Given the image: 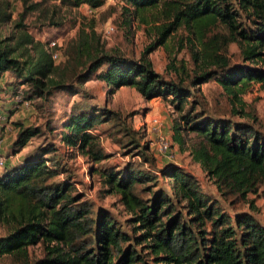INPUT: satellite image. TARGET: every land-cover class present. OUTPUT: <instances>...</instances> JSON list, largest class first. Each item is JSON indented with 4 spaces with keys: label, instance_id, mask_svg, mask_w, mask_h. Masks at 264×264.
<instances>
[{
    "label": "trees",
    "instance_id": "16d2710c",
    "mask_svg": "<svg viewBox=\"0 0 264 264\" xmlns=\"http://www.w3.org/2000/svg\"><path fill=\"white\" fill-rule=\"evenodd\" d=\"M57 1L67 8L94 9L105 0ZM120 1L125 25L132 19L146 23V15L156 23L153 41L139 57L127 60L116 52L92 50L81 31L67 46V62L59 66L61 55L53 60L51 52L60 54V46L48 49L47 42L35 41L23 22L26 10L37 3L25 6L26 0H21L23 10L3 35L11 10L8 0H0V75L11 76L0 93L23 86L22 99L30 104L45 100L52 91L79 93L72 81L81 83L94 75L109 92L125 86L145 99L167 98L176 113L171 118L172 141L182 150V131L193 133L191 160L222 199L246 204L248 210L230 215L200 189L190 172L170 161L163 163L159 176L141 160L127 161L122 168L99 165L110 156L95 131L104 119L84 103L74 105L63 119L59 141L88 163L98 164L88 167L89 176L96 175L102 190L118 197L129 216V233L106 212L92 215L87 203L75 202L71 184L54 180L63 169L55 160L53 143L40 141L0 168V227L5 231L0 235V257L20 264H264V224L254 217L256 209L248 199L264 183V132L241 99L252 83L264 87V0ZM178 29L188 31L184 43L181 37L178 43L187 47L191 68L181 60L169 64L173 75L166 79L152 69L146 55L174 38ZM231 43L237 47V61L228 55ZM208 80L221 87L230 114L244 120L202 119L195 113L190 88ZM8 108L7 103L1 113L10 116L13 110ZM15 127L9 156L42 132L20 121ZM133 141L127 140L128 145ZM158 178L167 180V190L151 189ZM35 244L41 246L42 256L28 261L27 248Z\"/></svg>",
    "mask_w": 264,
    "mask_h": 264
},
{
    "label": "rangeland",
    "instance_id": "374dc122",
    "mask_svg": "<svg viewBox=\"0 0 264 264\" xmlns=\"http://www.w3.org/2000/svg\"><path fill=\"white\" fill-rule=\"evenodd\" d=\"M8 1L11 10V22L2 26L1 34L3 35H7L10 24L17 19V14L23 10L21 0ZM32 3H37V6L33 10H26L23 22L35 41L44 44L47 41H56L57 45L60 46L62 60L59 66L65 65L67 62V46L76 42L81 31L89 37L92 50L99 49L106 53L116 52L127 60H136L154 38L153 27L156 23L150 21L151 17L148 15H146L148 20L146 23H138L132 19L129 26L124 24L120 0H105L101 6L94 9L86 5L67 8L57 0H26L24 5L28 6ZM109 27H112L111 31L108 29ZM187 34V30L178 29L174 38L168 39L163 45L154 46L147 52L146 56L152 69L163 78L172 77L169 64L178 65L179 60L186 65L187 69L191 68L187 47L183 44L180 48L178 43L181 39L184 43L183 37H186ZM228 55L231 61L238 60V50L235 44L228 45ZM103 67L101 66L99 70ZM8 75L6 72L5 79L8 78ZM71 80L67 79V82ZM72 83L79 89V93L71 95L67 92L52 91L45 100L35 99L30 102L28 109L21 108L16 111L23 110L27 113L26 115L30 117L29 121L26 122L29 123L27 125L42 129V132L32 137L16 157H20L27 149L39 145L40 141L43 143L52 142L56 149L55 160L58 167L63 169L58 172L54 180L68 181L72 186L70 192L76 199L75 202L87 203L92 209V215L104 211L121 226L124 232L129 233L130 226L127 223L129 216L119 203L118 197L104 192L96 175H92V178L89 176L88 167H94L98 164L88 163L78 152L66 148L59 141L58 133L61 132L63 119L71 112L74 105L79 106L84 103L88 104L91 109L102 113V119H104L95 127V131L99 134V140L104 151L110 156L99 165H114L122 168L127 161L141 160L144 161L143 165L147 170L159 176L158 172L163 162L170 161L179 164L190 172L197 180L200 189L209 198L217 201L220 208L230 215L233 214V211L248 210L246 204L231 203L229 200L222 199L198 164L191 160L189 147L196 141L193 133L186 134L182 131L184 140L182 150L172 141L171 118L175 117L176 113L173 112L167 98L145 99L133 88L125 86L109 92L105 84L95 79L94 75L84 82L72 81ZM22 89H24L23 86H21ZM6 99L2 98L0 101L5 102ZM188 99L194 106L195 113L202 115V119L209 117L212 120L221 118H228L231 121L244 120L237 115L230 114L231 107L228 98L213 80L190 88ZM241 99L244 102L245 111H251L255 114L260 122V128L264 132V87L259 83H252L249 90L241 96ZM235 107L237 105H234ZM16 112L13 109L10 111V115ZM153 119L156 122H153ZM17 121L22 120L15 122ZM11 131L12 129L8 133ZM130 139L134 141L128 145L127 140ZM161 140L169 143V148L165 153L157 150ZM5 149L7 147L3 148L4 152H6ZM166 185V179L158 178L151 189L153 191L159 188L167 190ZM249 198L252 199L256 209L253 213L254 217L261 224H264V183L258 188L257 194L255 196L248 195ZM4 233V229L0 227V235ZM41 256L42 248L39 244L27 248L28 261L38 259ZM0 264H20V261L3 256L0 257Z\"/></svg>",
    "mask_w": 264,
    "mask_h": 264
},
{
    "label": "crops",
    "instance_id": "0c3cea01",
    "mask_svg": "<svg viewBox=\"0 0 264 264\" xmlns=\"http://www.w3.org/2000/svg\"><path fill=\"white\" fill-rule=\"evenodd\" d=\"M5 78H6V72H3L0 75V86H2V84L4 82H8L9 80H11V76H9V75H8L7 79H5ZM1 96H2V93H0V97ZM6 107H7V103L0 101V111L2 112L3 109L4 110L6 109ZM26 114L27 113L23 112V110H22L20 112L13 113L10 116L6 115L7 119H4L3 121H0L1 150H2V153L6 157H8L6 159V161H8V162L9 161L12 162V161H14L17 158L16 157L17 154L15 156L6 155V153L8 151V147H9L10 143L12 142V140L14 139L15 133L17 131V127H15V121L16 120H22V121H20L22 123V125L29 124V123H26V122L29 121L30 117H28V115H26ZM10 129H12V131H11V133H8ZM5 147H7V149H5L6 152L3 151V148H5ZM177 165H179V164H177Z\"/></svg>",
    "mask_w": 264,
    "mask_h": 264
},
{
    "label": "built area",
    "instance_id": "2783aa9c",
    "mask_svg": "<svg viewBox=\"0 0 264 264\" xmlns=\"http://www.w3.org/2000/svg\"><path fill=\"white\" fill-rule=\"evenodd\" d=\"M110 31L112 30V27L108 28ZM56 45V41H47L46 43V47L48 49L53 48ZM51 56L53 60H59L60 59V54L59 51L54 50L51 52ZM10 94V95H9ZM21 87H17L15 89H9L5 92V94H2L3 96H1L0 98H8L6 99L7 103H8V109H21V108H25L27 109L29 107V102L26 100L22 99V95H21ZM6 95V96H5ZM6 115H4L3 113H1L0 111V121H3L5 119ZM153 122H156L155 119H153ZM159 123V122H158ZM157 123V124H158ZM0 142H1V138H0ZM169 148V143L165 140H161L157 150L161 153H165L167 151V149ZM6 157L4 156V154L2 153L1 150V143H0V168L2 167V165L6 162Z\"/></svg>",
    "mask_w": 264,
    "mask_h": 264
}]
</instances>
